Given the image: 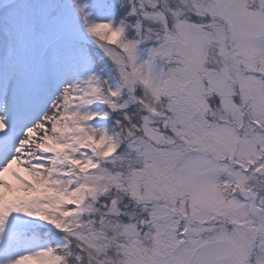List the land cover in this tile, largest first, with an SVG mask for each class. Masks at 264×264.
I'll use <instances>...</instances> for the list:
<instances>
[{
    "label": "snow or ice",
    "instance_id": "1",
    "mask_svg": "<svg viewBox=\"0 0 264 264\" xmlns=\"http://www.w3.org/2000/svg\"><path fill=\"white\" fill-rule=\"evenodd\" d=\"M0 264H264V0H0Z\"/></svg>",
    "mask_w": 264,
    "mask_h": 264
}]
</instances>
